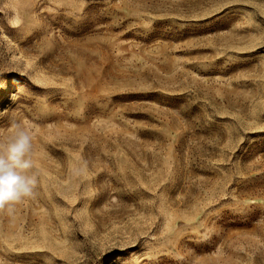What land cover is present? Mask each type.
<instances>
[{"label": "rangeland", "instance_id": "rangeland-1", "mask_svg": "<svg viewBox=\"0 0 264 264\" xmlns=\"http://www.w3.org/2000/svg\"><path fill=\"white\" fill-rule=\"evenodd\" d=\"M12 123L0 264H264V0H0Z\"/></svg>", "mask_w": 264, "mask_h": 264}, {"label": "clouds", "instance_id": "clouds-1", "mask_svg": "<svg viewBox=\"0 0 264 264\" xmlns=\"http://www.w3.org/2000/svg\"><path fill=\"white\" fill-rule=\"evenodd\" d=\"M9 130L11 134L0 142V212L11 214L14 205L35 197L38 172L32 158L31 130L19 123H12Z\"/></svg>", "mask_w": 264, "mask_h": 264}]
</instances>
